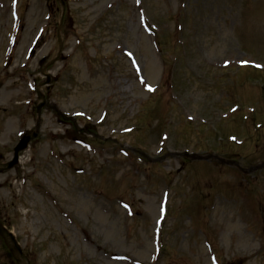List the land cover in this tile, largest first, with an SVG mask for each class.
I'll use <instances>...</instances> for the list:
<instances>
[{
	"label": "rangeland",
	"instance_id": "374dc122",
	"mask_svg": "<svg viewBox=\"0 0 264 264\" xmlns=\"http://www.w3.org/2000/svg\"><path fill=\"white\" fill-rule=\"evenodd\" d=\"M65 1L59 54V3L0 0V164L57 57L0 174L30 263L264 264V0Z\"/></svg>",
	"mask_w": 264,
	"mask_h": 264
},
{
	"label": "water",
	"instance_id": "95a60500",
	"mask_svg": "<svg viewBox=\"0 0 264 264\" xmlns=\"http://www.w3.org/2000/svg\"><path fill=\"white\" fill-rule=\"evenodd\" d=\"M58 1L60 2L61 6L63 7V12H64L65 3L62 0H58ZM60 30H61V27H60L59 31ZM59 38H60V36H59ZM50 82H51V79H50V77H48L47 82L40 84L38 89H37L38 97H39V100L41 101V104L38 106V115L39 116L41 115L43 108L46 106V99H45V96L43 95V93L41 92V88L47 84H50ZM39 128H40V122L37 126L36 131L29 132L23 137L20 144L18 145V147L15 150L14 161L7 164V165H0V173H3L5 171H10L14 167L17 166L19 154L21 152L25 151L28 148L29 144L33 140L38 138ZM0 237L4 240L6 246L8 247L12 256L14 257V259L16 260V262L18 264H30L29 259L24 255V252H23L22 248L20 247V245L18 244L15 236L6 227H4L1 223H0Z\"/></svg>",
	"mask_w": 264,
	"mask_h": 264
},
{
	"label": "bare ground",
	"instance_id": "6f19581e",
	"mask_svg": "<svg viewBox=\"0 0 264 264\" xmlns=\"http://www.w3.org/2000/svg\"><path fill=\"white\" fill-rule=\"evenodd\" d=\"M120 85L122 86V84H119V86H120ZM87 236L90 237V235H89L88 233H87Z\"/></svg>",
	"mask_w": 264,
	"mask_h": 264
}]
</instances>
